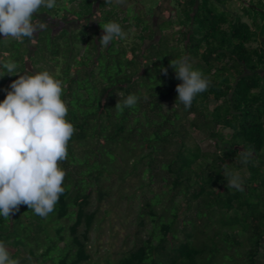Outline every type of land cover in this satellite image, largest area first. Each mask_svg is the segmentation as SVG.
I'll return each mask as SVG.
<instances>
[{
	"label": "trees",
	"instance_id": "obj_1",
	"mask_svg": "<svg viewBox=\"0 0 264 264\" xmlns=\"http://www.w3.org/2000/svg\"><path fill=\"white\" fill-rule=\"evenodd\" d=\"M173 1L171 16L160 17L161 0L130 6L134 15L106 0H57L33 16L48 23L35 40L0 36V60L18 65L16 75L0 65V102L18 75L48 71L62 82L75 127L54 211L42 218L21 205L0 217V242L19 264L90 262L111 178L119 192L134 179L138 192L123 197L138 196L139 230L130 249L104 264H264V0L238 10L222 0ZM110 21L127 38L101 47ZM180 58L210 81L190 108L176 103L182 81L169 65ZM129 95L137 103L124 107ZM192 129L215 150H204ZM224 171L242 178L243 192L228 190Z\"/></svg>",
	"mask_w": 264,
	"mask_h": 264
},
{
	"label": "clouds",
	"instance_id": "obj_2",
	"mask_svg": "<svg viewBox=\"0 0 264 264\" xmlns=\"http://www.w3.org/2000/svg\"><path fill=\"white\" fill-rule=\"evenodd\" d=\"M113 3L125 5L126 0H106V5ZM56 6L57 0H0V36L16 41L35 40V33L46 30L48 23L34 21L33 16L42 8L51 10ZM101 28L104 33L99 38L101 47H107L114 39L127 38L119 23L110 21ZM0 65L7 75H16V62L0 60ZM169 66L182 81L176 86V103L190 108L196 95L208 89L210 81L193 70L184 58L172 59ZM161 71L168 74V68ZM18 76L0 102V217L8 219L21 205H26L35 215L46 218L65 192L66 171L60 162L68 159V144L75 127L66 119L69 109L62 99L64 89L60 80L48 71ZM137 100V96L129 95L123 106L132 107ZM121 107L119 99L115 108ZM251 155L247 152L239 163L247 165ZM224 176L228 190L244 191L238 174L224 171ZM0 264H19L3 242H0Z\"/></svg>",
	"mask_w": 264,
	"mask_h": 264
},
{
	"label": "rangeland",
	"instance_id": "obj_3",
	"mask_svg": "<svg viewBox=\"0 0 264 264\" xmlns=\"http://www.w3.org/2000/svg\"><path fill=\"white\" fill-rule=\"evenodd\" d=\"M222 1H224L225 6L234 10H238L239 4L242 3L241 0ZM156 2L157 0H126L125 5H120V8L123 12L126 10L125 13L134 15L132 14V8L135 11L145 10L149 5H154ZM174 4L175 2H172V0H161V4L157 7L158 15L160 17L171 16ZM165 106H170V103L167 102ZM192 134L204 150H215L213 141L203 132L192 129ZM107 182L111 183L112 189L109 197L100 204L98 220L90 235L89 248L92 258L86 264H104L107 258L116 261L133 246L137 239L139 230L137 224L138 196L132 202L130 199L123 197L138 192L134 179L133 182L130 180L126 183L128 186L126 185L123 192H119L117 179L111 178ZM120 195L122 196L120 197ZM94 203L93 206H96L97 202ZM148 227L141 229L140 235L145 236Z\"/></svg>",
	"mask_w": 264,
	"mask_h": 264
},
{
	"label": "built area",
	"instance_id": "obj_4",
	"mask_svg": "<svg viewBox=\"0 0 264 264\" xmlns=\"http://www.w3.org/2000/svg\"><path fill=\"white\" fill-rule=\"evenodd\" d=\"M242 2L249 1V0H241Z\"/></svg>",
	"mask_w": 264,
	"mask_h": 264
}]
</instances>
